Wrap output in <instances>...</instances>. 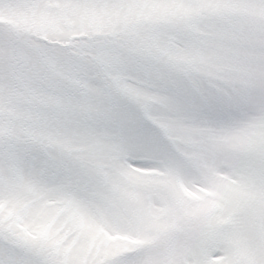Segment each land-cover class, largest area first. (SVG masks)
<instances>
[{"label": "snow or ice", "instance_id": "snow-or-ice-1", "mask_svg": "<svg viewBox=\"0 0 264 264\" xmlns=\"http://www.w3.org/2000/svg\"><path fill=\"white\" fill-rule=\"evenodd\" d=\"M0 264H264V0H0Z\"/></svg>", "mask_w": 264, "mask_h": 264}]
</instances>
